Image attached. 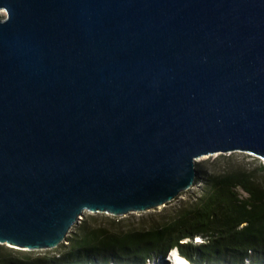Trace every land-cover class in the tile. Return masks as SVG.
I'll list each match as a JSON object with an SVG mask.
<instances>
[{
	"label": "water",
	"instance_id": "1",
	"mask_svg": "<svg viewBox=\"0 0 264 264\" xmlns=\"http://www.w3.org/2000/svg\"><path fill=\"white\" fill-rule=\"evenodd\" d=\"M0 11V245L51 250L84 212L164 207L202 157L264 165V0Z\"/></svg>",
	"mask_w": 264,
	"mask_h": 264
},
{
	"label": "trees",
	"instance_id": "2",
	"mask_svg": "<svg viewBox=\"0 0 264 264\" xmlns=\"http://www.w3.org/2000/svg\"><path fill=\"white\" fill-rule=\"evenodd\" d=\"M196 195L131 226H82L54 262L146 264L176 250L190 264H264V165L235 153L195 163ZM241 192L243 195H241ZM198 238L200 242H193ZM0 245V264H43Z\"/></svg>",
	"mask_w": 264,
	"mask_h": 264
},
{
	"label": "rangeland",
	"instance_id": "3",
	"mask_svg": "<svg viewBox=\"0 0 264 264\" xmlns=\"http://www.w3.org/2000/svg\"><path fill=\"white\" fill-rule=\"evenodd\" d=\"M5 17V12L0 11V20ZM239 161H242L243 163H253L257 158L248 155L246 153H235ZM215 156H210V157H202L196 160V164H200L206 161H211ZM259 160V159H257ZM259 162H261L259 160ZM198 192V186H193L191 189L188 191L181 193L177 198L172 200L171 202L165 204L164 207H159L155 208L150 211H146L143 213H134V214H127L126 216H118V217H113V216H107L104 214H99V213H87L84 212L81 216V220H79V223L76 224L70 232L68 233L67 237L64 240L63 244H60L58 247L51 249V250H46V251H37V252H30L28 253L29 256L32 257H38V258H45L47 260L51 259H56L60 254L65 252L67 248L70 245V240H72L76 234L79 233L80 228L82 226H100L104 227L109 230H113L114 225L118 224L119 226H131L137 224L141 219L144 220L145 222L149 221L151 217L155 219L159 214L169 212L172 209L176 208L179 204L180 201L185 200L189 198L190 196L196 195ZM241 195L243 193L241 192ZM244 196V195H243ZM194 242V241H193ZM178 254L176 250H171L170 253L168 252L164 257L159 258V257H153L149 261H146V264H173L171 262V256L172 254ZM179 255V254H178ZM169 256V257H168ZM246 260L244 261V264H246ZM44 264V263H43ZM46 264H100L99 262H88V261H80V262H74L70 260L68 263H51L48 262ZM106 264H113V263H106Z\"/></svg>",
	"mask_w": 264,
	"mask_h": 264
},
{
	"label": "bare ground",
	"instance_id": "4",
	"mask_svg": "<svg viewBox=\"0 0 264 264\" xmlns=\"http://www.w3.org/2000/svg\"><path fill=\"white\" fill-rule=\"evenodd\" d=\"M171 262L173 264H190L187 260H185L184 258H182L181 256H179L178 254L176 255L174 253L171 256Z\"/></svg>",
	"mask_w": 264,
	"mask_h": 264
},
{
	"label": "clouds",
	"instance_id": "5",
	"mask_svg": "<svg viewBox=\"0 0 264 264\" xmlns=\"http://www.w3.org/2000/svg\"><path fill=\"white\" fill-rule=\"evenodd\" d=\"M194 242H200V240L198 238H195Z\"/></svg>",
	"mask_w": 264,
	"mask_h": 264
},
{
	"label": "flooded vegetation",
	"instance_id": "6",
	"mask_svg": "<svg viewBox=\"0 0 264 264\" xmlns=\"http://www.w3.org/2000/svg\"><path fill=\"white\" fill-rule=\"evenodd\" d=\"M48 262H51V263H59V262H54V261H52V260H49Z\"/></svg>",
	"mask_w": 264,
	"mask_h": 264
}]
</instances>
